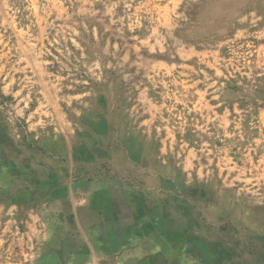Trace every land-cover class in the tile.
<instances>
[{
	"label": "rangeland",
	"instance_id": "1",
	"mask_svg": "<svg viewBox=\"0 0 264 264\" xmlns=\"http://www.w3.org/2000/svg\"><path fill=\"white\" fill-rule=\"evenodd\" d=\"M94 113L114 115L117 124L127 117L129 126L147 114L152 146L162 143L171 163L187 156V176L175 172L166 186L146 172V159L117 163L151 200L208 208L220 222L243 205L229 198L232 183L244 182L250 196L243 206L257 204L264 0H0V115L10 121L12 146L34 151ZM24 151L12 153L13 174ZM195 167L199 177L221 181L212 208L196 200L191 183L173 184L192 181ZM146 176L148 186L136 182ZM9 184L11 194H0V264H25L42 243L45 219L34 216L40 204L29 178L12 176ZM247 241L259 251L257 235Z\"/></svg>",
	"mask_w": 264,
	"mask_h": 264
},
{
	"label": "crops",
	"instance_id": "2",
	"mask_svg": "<svg viewBox=\"0 0 264 264\" xmlns=\"http://www.w3.org/2000/svg\"><path fill=\"white\" fill-rule=\"evenodd\" d=\"M141 116L129 126L124 116L117 124L114 115L82 114L70 122V132H52L28 151L12 146L10 121L0 115V194L3 200L11 194L12 176L29 178V190L40 204L34 216L45 219L42 243L25 264H264V187L254 199L257 204L245 207L250 196L246 184L232 183L236 187L230 188L235 192L229 201L243 205L222 214L219 222L208 208L186 210L155 202L148 191H137L121 177L117 163L125 160L146 159V172L161 186L174 182L171 174L187 176L190 171L187 156L171 163L162 143L152 146L154 134L145 124L150 117ZM22 150L13 174L12 153ZM192 175V181L173 184H192L196 200L212 208L221 181L204 173L199 177L197 167ZM152 180L146 176L136 182L148 186ZM252 234L258 252L247 243Z\"/></svg>",
	"mask_w": 264,
	"mask_h": 264
}]
</instances>
